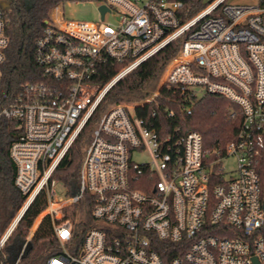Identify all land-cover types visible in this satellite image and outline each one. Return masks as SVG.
<instances>
[{"label":"built area","instance_id":"obj_1","mask_svg":"<svg viewBox=\"0 0 264 264\" xmlns=\"http://www.w3.org/2000/svg\"><path fill=\"white\" fill-rule=\"evenodd\" d=\"M98 1L108 10L96 21L66 19L62 3L51 10L35 45L42 79L26 83L0 111L15 123L10 156L26 196L0 236V253L46 191V206L11 264L20 263L45 217L59 241L45 264H264V4L211 0L183 21V0ZM109 13L120 17L117 24L105 21ZM6 14L0 6V82ZM178 40L153 94L111 102L96 115L119 80ZM108 59L124 65L106 84L95 83ZM165 84L190 99L212 93L236 103V136L209 148L197 130L162 132L139 116L136 108ZM90 122L77 180L57 196L54 174ZM143 153L150 158L136 161ZM228 157L237 168L227 177Z\"/></svg>","mask_w":264,"mask_h":264},{"label":"trees","instance_id":"obj_2","mask_svg":"<svg viewBox=\"0 0 264 264\" xmlns=\"http://www.w3.org/2000/svg\"><path fill=\"white\" fill-rule=\"evenodd\" d=\"M66 1L69 0H0V6L6 5V33L9 37L6 60L2 65L0 111L14 101L26 83L42 79V68L35 57L36 41L43 32L45 19L49 17L50 11ZM183 1V21L209 4L203 0ZM260 4H264V0H260ZM180 47V40L168 44L119 80L108 92L96 115L111 102H140L153 94L159 87L167 64L178 54ZM123 65L108 59L99 66L92 81L106 84ZM187 105L192 106L189 114ZM136 111L139 116L153 121L162 132L176 125H181L182 129L199 131L209 148L225 146L236 136L241 124L240 106L226 96L207 93L202 98L190 99L178 87L169 84L162 87L154 101L144 107H137ZM153 111H157L156 116H153ZM170 112H174V115L170 116ZM92 124L93 122L88 123L54 174L69 190L77 180L84 153L82 149L90 141ZM15 133V123L0 117V236L26 198L15 185L16 165L10 156ZM34 201L9 239L7 248L0 253V264L12 263L16 249L28 236L36 217L46 206V191H42ZM78 207L69 209L66 216L73 217L72 210ZM51 220L49 217L43 218L31 240L29 251L19 264H45L50 256L59 252V241L53 232Z\"/></svg>","mask_w":264,"mask_h":264},{"label":"rangeland","instance_id":"obj_3","mask_svg":"<svg viewBox=\"0 0 264 264\" xmlns=\"http://www.w3.org/2000/svg\"><path fill=\"white\" fill-rule=\"evenodd\" d=\"M206 3H209L211 0H203ZM229 3H239V4H251L257 5L259 4L260 0H228ZM62 11L64 13V17L68 20H84V21H96L99 20L100 13H99V1L98 0H69L61 5ZM52 14V11L50 12ZM120 17L109 13L106 16L105 21L112 24H117V21ZM88 143H85L83 146L82 151L84 152L85 146ZM85 153V152H84ZM83 153V156H84ZM82 156V160H83ZM150 155L148 153H143L139 156H136V161H141L143 159H149ZM82 164V162H81ZM224 167L227 171L226 176L228 177L231 175L232 172H235L237 168V162L235 157H231L224 162ZM64 184L59 181L58 186L56 187L57 196L62 195L64 191ZM36 221H34V224ZM41 223V222H40ZM39 223V225H40ZM32 225L28 234L32 230L35 225ZM39 226H37L38 228Z\"/></svg>","mask_w":264,"mask_h":264},{"label":"water","instance_id":"obj_4","mask_svg":"<svg viewBox=\"0 0 264 264\" xmlns=\"http://www.w3.org/2000/svg\"><path fill=\"white\" fill-rule=\"evenodd\" d=\"M2 7L6 8V5H2ZM99 10L101 11V15H102V17H103L105 11L108 10V8H107L105 5H102V6L99 8ZM30 246H31V243H29V247H28L26 253L29 251Z\"/></svg>","mask_w":264,"mask_h":264},{"label":"snow or ice","instance_id":"obj_5","mask_svg":"<svg viewBox=\"0 0 264 264\" xmlns=\"http://www.w3.org/2000/svg\"><path fill=\"white\" fill-rule=\"evenodd\" d=\"M62 235L67 236V233L65 232V233H63Z\"/></svg>","mask_w":264,"mask_h":264}]
</instances>
